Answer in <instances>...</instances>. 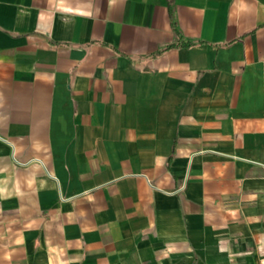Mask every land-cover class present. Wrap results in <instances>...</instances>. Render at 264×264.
Returning a JSON list of instances; mask_svg holds the SVG:
<instances>
[{"label": "crops", "instance_id": "obj_1", "mask_svg": "<svg viewBox=\"0 0 264 264\" xmlns=\"http://www.w3.org/2000/svg\"><path fill=\"white\" fill-rule=\"evenodd\" d=\"M0 264H264V0H0Z\"/></svg>", "mask_w": 264, "mask_h": 264}, {"label": "trees", "instance_id": "obj_2", "mask_svg": "<svg viewBox=\"0 0 264 264\" xmlns=\"http://www.w3.org/2000/svg\"><path fill=\"white\" fill-rule=\"evenodd\" d=\"M172 46H173V45H168V46L163 47V48L159 51V53L165 51L166 49H168V48H170V47H172Z\"/></svg>", "mask_w": 264, "mask_h": 264}]
</instances>
